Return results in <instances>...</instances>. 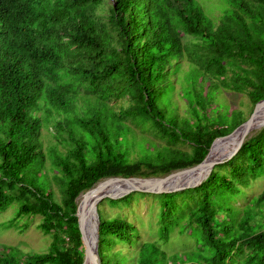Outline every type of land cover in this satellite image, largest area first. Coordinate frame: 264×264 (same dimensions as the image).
Returning a JSON list of instances; mask_svg holds the SVG:
<instances>
[{"label": "trees", "instance_id": "16d2710c", "mask_svg": "<svg viewBox=\"0 0 264 264\" xmlns=\"http://www.w3.org/2000/svg\"><path fill=\"white\" fill-rule=\"evenodd\" d=\"M103 1L0 0V212L16 206L0 226L39 215L37 228L52 238L48 251L24 257L0 244V264H82V191L199 163L247 119L224 91L264 99V0H225L215 18L198 0H111L107 23L96 12ZM145 125L158 141L146 134L153 147L144 156L122 142ZM263 175L264 126L197 186L104 198L119 206L154 196L159 240L177 227L195 244L167 253L140 242L135 224L101 201V264H264V190L242 189ZM237 197L245 202L234 205ZM118 244L127 250H112Z\"/></svg>", "mask_w": 264, "mask_h": 264}, {"label": "rangeland", "instance_id": "374dc122", "mask_svg": "<svg viewBox=\"0 0 264 264\" xmlns=\"http://www.w3.org/2000/svg\"><path fill=\"white\" fill-rule=\"evenodd\" d=\"M198 1L201 3L206 14L210 17H213V18L219 17L220 11L224 12V7H221V6L225 5L226 3L225 0H198ZM110 2L111 0H104L101 6L98 7V9L96 10V12L98 13V16L100 17V20L103 23H107V15H108L107 8ZM224 95L229 101V103L231 104V106L242 111V115L244 117L248 118L250 116L255 105L251 102L247 94L237 93L233 91L232 92L224 91ZM118 102L123 105L127 103V101H123V100H118ZM178 102L181 103V100H178ZM182 111L184 110L183 109L180 111L178 110L180 114L183 113ZM260 128H261V125L253 126V128L247 131L245 138L254 134ZM143 131H139L140 133H137L135 130L131 131L130 134H128L123 139L122 144L123 146H126L130 149L142 151L143 155L145 156L146 147L148 146L153 147L152 142H150V140L146 138V134H149L153 140L158 141V139L156 138V136H154L155 135L154 132H153L154 135L152 134V131H149L148 133L146 132V125ZM121 140H120V144H121ZM226 144H224L221 149L222 154L226 153L227 151L231 149V147L227 149ZM177 145L181 147L182 149H186V150L190 149V147L186 144L180 143ZM230 153L231 152H229V154ZM209 156L210 154L208 155L206 160L209 158ZM225 160L226 158L223 159L219 163H222ZM186 168H189V167H186ZM194 168L191 170L189 169L184 173H177L178 171L183 170L184 168L180 170H175L173 171L175 174L169 177H167L168 174H166V175H161V176H146V178L148 177L155 178L158 180V181H155L156 185L159 184L158 186H164V187H170V186H174L177 184H180V186H184L188 184L190 180H192L193 184H196L202 181V180L199 181V179L201 178L200 175L203 172H201V169L195 170ZM166 177L167 179H164ZM93 188H96L98 190V193L105 194L108 192L113 193V192L119 191L123 188V185H122V180L120 179H116V178L100 179L99 182L96 185H93L92 188L82 191L77 196L76 198L77 203L79 204L83 196L91 193L92 191L91 189ZM187 188H190V187L177 189L176 191H181ZM242 189L244 193H246L247 196L259 194L262 190H264V175L252 180L248 186L242 187ZM132 192H135V191H132ZM139 192H142V191H139ZM148 193H154V192H148ZM56 195L60 199L59 191H57ZM101 201L102 203L100 207L102 210H105L117 216H124L129 221L135 224V226L138 229V239L140 242L144 240H148V241L156 240L158 245L162 249H164L167 253L187 251V250H190L195 244L193 237L187 235V232L179 233L177 227H175L174 230L170 232L169 234L170 237L167 242H163L159 240L157 228L160 225V222L158 220V215L160 212V205L158 201L152 195H149V194L140 195L139 197L132 199L129 204H123L122 202H119L120 204L119 206H111L107 201H104L103 199ZM176 201L178 203L180 201V198H177ZM244 202H245V199L243 197H237L235 200H233L232 203L234 205L239 206L243 204ZM15 209H16V206L12 205V206H9L6 210L1 211L0 212V223L7 221L11 217H13L15 213ZM17 221H18L17 226H13L10 228L0 226V244L17 247L19 251L23 254V257L25 256L26 251L41 253V252H46L50 249L51 247L50 241L52 239L51 236L45 235L39 228H37V224L40 222L39 215H36V216L22 215L19 218H17ZM88 221L90 222L89 219ZM90 230L93 233V237H95V222H93V227H91ZM135 247L138 248V246H135ZM118 248H121L123 252L127 250L126 247H124V245H119V244L116 245L115 248L112 250H116ZM133 251L137 252V250H133Z\"/></svg>", "mask_w": 264, "mask_h": 264}, {"label": "water", "instance_id": "95a60500", "mask_svg": "<svg viewBox=\"0 0 264 264\" xmlns=\"http://www.w3.org/2000/svg\"><path fill=\"white\" fill-rule=\"evenodd\" d=\"M262 103H264V99L258 101L255 104V107H254L253 111L251 112L250 116L245 121L240 123L237 127H235L231 132H229L228 134H225L223 136H219V137L215 138L213 140V142L211 143V145H210V147L208 149V152H207L206 156L204 157V159H202V161H200L199 163H197V164H195V165H193V166H191L189 168L180 170L177 173H184V172H186L189 169L191 170L192 168H194V167H196L198 165H201L206 160V158L208 157V155L211 152V150L213 149L216 141L221 140V139L227 137L228 135H232V134H234V133H236V132H238L240 130H243L244 132H247L249 129L253 128V126L251 124V121H252L253 117L255 116V114L257 113L259 105H261ZM262 126H264V123L261 124V127ZM240 146H238V148ZM238 148L236 150H238ZM236 150H234L233 152H231L229 155H227L224 158H218L215 161L214 165L219 163V162H221L223 159H225V158L227 159L230 156H232L235 153ZM213 166H212V168H213ZM212 168L210 169V171L212 170ZM210 171H209V173H210ZM209 173L205 176L204 179H206V177L209 175ZM173 174H175V173L171 172L170 174L167 175V177H169V176H171ZM167 177L164 178V179H167ZM113 178L120 179V180H127V179L128 180H138V181H142V183L138 184V185H135V186H132V187H129V188L125 189L123 192H121L119 194H112L110 192L105 193V194H99L98 197L86 208V210L82 211V212H80L79 204H77L76 215L78 217V227H79V230H80L81 240H82L83 247H84V259H83L82 264H84V262L86 260L91 261L92 264H101L100 256H99V253H98V245H99L98 244V241H99L98 225H99V219H98V213H97V204H98V202L100 200H102L105 197L119 198V197H122V196L132 192V191L154 192V193L172 192V191H176L177 189L197 186L204 180L203 179L202 181H200V182H198L196 184H190V185H184V186L164 187V186H158L159 184L156 185L155 181H158V180L155 179V178H149V177L146 178V177H140V176H131V177H119V176H116V177H113ZM90 210L93 211V213H94L93 214V218L95 220V239H96V241H95V244H94L93 247H91V245H90V243L88 241V238H87L86 231H85V225H86L87 217H88V214H89Z\"/></svg>", "mask_w": 264, "mask_h": 264}, {"label": "bare ground", "instance_id": "6f19581e", "mask_svg": "<svg viewBox=\"0 0 264 264\" xmlns=\"http://www.w3.org/2000/svg\"><path fill=\"white\" fill-rule=\"evenodd\" d=\"M263 112H264V103L259 105L257 113L255 114V116L253 117V119L251 121L252 126L261 125V124L264 123V117H263L264 113ZM261 117H263V118H261ZM257 123H259V124H257ZM246 133L247 132H244L243 130H240V131H238V132H236V133H234L232 135H228L227 137L215 142V145H214L213 149L209 153L210 154L209 158L206 161H204L201 165H198L197 167L194 168L195 170L196 169L197 170L201 169V172H203L200 175L201 178L199 177L200 178L199 181L203 180L205 178V176L209 173L210 169L212 168V166L214 165L215 161L218 158L226 157L227 155H229V152H233L235 149H237L238 145L240 146L243 143L244 138L246 136ZM226 143H228V144H226ZM224 144L227 145V149L230 148V147H231V149L229 151H227L226 153L222 154L221 149H222ZM120 183H121V181H120ZM141 183H142V181H138V180H128V179L127 180H122L123 188L121 190H119V191L113 192L112 194H119L120 192H123L125 189H127L129 187H132V186H135V185H138V184H141ZM190 184H193L192 180H190L188 182V184H186V185H190ZM174 186H180V184H177V185H174ZM91 190H92L91 193L86 195V197L84 198L82 203H81V200H80V202H79V210H80V212L85 211L86 208L100 194V193H98V190L96 188H93ZM93 214H94L93 211L90 210L89 214H88V217H87L86 225H85V231H86L87 238H88V241H89L91 247L94 246L95 241H96L95 237H93V233L90 230V228L93 227V222H95V220L93 218ZM88 219L90 220V222L88 221ZM84 264H92V262L89 261V260H86L84 262Z\"/></svg>", "mask_w": 264, "mask_h": 264}, {"label": "clouds", "instance_id": "9594fccd", "mask_svg": "<svg viewBox=\"0 0 264 264\" xmlns=\"http://www.w3.org/2000/svg\"><path fill=\"white\" fill-rule=\"evenodd\" d=\"M98 182H99V181H97L96 183H98ZM96 183H95V184H96ZM95 184H93V185H95ZM92 187H93V186H92ZM92 187H91V188H92ZM89 189H90V188H89ZM105 198H106V197H105ZM103 199H104V198H103ZM76 201H77V200H76ZM100 201H101V200H100ZM100 201H99V202H100ZM99 202H98V203H99ZM77 204H78V203H77ZM97 205H98V204H97ZM97 213H98V212H97Z\"/></svg>", "mask_w": 264, "mask_h": 264}]
</instances>
